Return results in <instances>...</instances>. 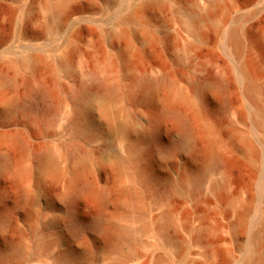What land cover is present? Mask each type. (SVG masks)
<instances>
[{"label":"rangeland","instance_id":"rangeland-1","mask_svg":"<svg viewBox=\"0 0 264 264\" xmlns=\"http://www.w3.org/2000/svg\"><path fill=\"white\" fill-rule=\"evenodd\" d=\"M1 75L0 264H264V0H0Z\"/></svg>","mask_w":264,"mask_h":264},{"label":"bare ground","instance_id":"bare-ground-1","mask_svg":"<svg viewBox=\"0 0 264 264\" xmlns=\"http://www.w3.org/2000/svg\"><path fill=\"white\" fill-rule=\"evenodd\" d=\"M64 21H65V19L62 21V23H64ZM240 38L241 37L239 36L238 31H234L232 33L231 39H232L233 44L236 46V48H239V46L241 45V40L242 39L240 40ZM69 59H70V54H68L66 56L65 60H69ZM105 71H108V70H105ZM162 73H163V71H162ZM98 74L99 73H96L94 71V69H93V71L90 72L89 84L87 86L83 87L82 89H80V92H79L82 100L84 99V100H87V102H89L88 100H90V99L93 100L94 99V101L95 100H97V101L101 100V102H102V100H103V102H104L105 99H110V98H113V97L115 98L116 96L118 97V95L120 94V89L118 88V86L109 84L105 79L100 78L98 76ZM139 74L142 75L143 73L142 74L139 73ZM139 74L137 73V75H139ZM144 74L142 76L138 77V78L136 77V78L132 79V77H131V79H132L131 81L129 79V83H130L131 86H133V87L137 86V87H135L137 89V92L134 91L135 93L134 92L133 93L135 95L132 96L135 103L142 102V100L146 98V95L148 93H150L151 91H153L159 84H161V83L163 84V82H166V84L168 85L167 82L170 83V80H168V78L172 79V78H170L168 76H167L168 78H165L166 73H164V76L163 75H158V76H155L154 78H153V76L152 77H150V76L148 77V76H146ZM134 75H136V73ZM134 75H132V76H134ZM11 83H12L11 80H9L8 78H5V76H2V75L0 76V85H3V84H5V85L9 84L10 85ZM172 84L170 83L169 85L172 87ZM131 86H129V87L132 88ZM221 86H222V80L218 76L214 75L213 73H210L208 75V77H206V79L204 81L201 82V80H200V82H196V84H195V87L198 90H201V91H205L207 89H212L213 90L215 88H220ZM167 87H169V86H167ZM39 89L40 90L36 94L39 97L38 100L40 99L42 101V103L44 105H46V107L48 108V105H47L48 104V100H47V93H46L47 91L45 92V90H43L41 88H39ZM246 93L249 95V97L250 96L253 97L254 94H255V85H254V83L252 81V77L249 74H246ZM253 99H254V97H253ZM109 101H111V99ZM90 102H91V100H90ZM107 102H108V100H107ZM86 103H85V105H82L81 107H79L77 109V112L71 118H69L70 119L69 124H70V126H71V128L73 130L82 129L83 128L82 122H84V120L86 121L87 125L90 123V113L91 112H90L89 106H87ZM11 105L14 106V101L11 103ZM258 110L259 111L257 113L258 114H262V112H263L262 109L258 108ZM257 125L260 126V127H263L264 124L260 120H258ZM82 130H84V129H82ZM76 152H77V150H76ZM81 152H83V150H81ZM38 154L39 155L36 157V159H37L38 163L41 165V167L44 170H46V172H47V170H49V171L51 170V172H52V169L54 167H56V158H55V156L52 153L47 152V150L42 152V153H38ZM78 155H79V153H78ZM214 158L215 157H213V159ZM215 160H216V158H215ZM2 161H3V159H2ZM4 161H5V159H4ZM216 164H217V162H216ZM216 164H215V166H216ZM217 165H220V163H218ZM135 173H136V176L141 181H143L145 183H147L151 179V178H149V176H147V166L146 165L145 166H141L140 165V167H137L136 170H135ZM151 181H152V179H151ZM149 183H150V181H149ZM128 192L130 193V191H128ZM132 194L134 195V193H132ZM130 195H131V193H130ZM247 212H248V210L245 209V214ZM240 222H242V217L240 218ZM128 235H131V234H126V236H128ZM116 236H115V238H116ZM116 240H118V239H116ZM61 257L62 256H58L57 260L59 261L60 259L63 258V257L62 258Z\"/></svg>","mask_w":264,"mask_h":264}]
</instances>
